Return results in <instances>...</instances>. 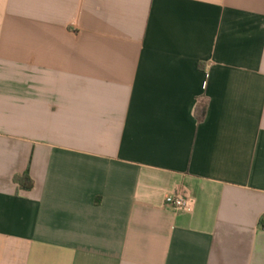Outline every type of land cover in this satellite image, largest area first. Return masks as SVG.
Returning a JSON list of instances; mask_svg holds the SVG:
<instances>
[{
    "label": "crops",
    "instance_id": "crops-1",
    "mask_svg": "<svg viewBox=\"0 0 264 264\" xmlns=\"http://www.w3.org/2000/svg\"><path fill=\"white\" fill-rule=\"evenodd\" d=\"M0 264H264V0H0Z\"/></svg>",
    "mask_w": 264,
    "mask_h": 264
},
{
    "label": "built area",
    "instance_id": "built-area-1",
    "mask_svg": "<svg viewBox=\"0 0 264 264\" xmlns=\"http://www.w3.org/2000/svg\"><path fill=\"white\" fill-rule=\"evenodd\" d=\"M166 204L179 213H191L195 207V199L185 191H179L166 197Z\"/></svg>",
    "mask_w": 264,
    "mask_h": 264
},
{
    "label": "trees",
    "instance_id": "trees-1",
    "mask_svg": "<svg viewBox=\"0 0 264 264\" xmlns=\"http://www.w3.org/2000/svg\"><path fill=\"white\" fill-rule=\"evenodd\" d=\"M15 181L21 186L24 190H31L34 186L33 180L30 177L29 173L26 172L23 175L16 176Z\"/></svg>",
    "mask_w": 264,
    "mask_h": 264
}]
</instances>
